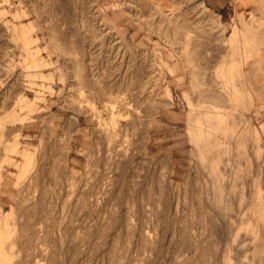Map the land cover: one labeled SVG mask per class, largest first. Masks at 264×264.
<instances>
[{
  "label": "rangeland",
  "instance_id": "obj_1",
  "mask_svg": "<svg viewBox=\"0 0 264 264\" xmlns=\"http://www.w3.org/2000/svg\"><path fill=\"white\" fill-rule=\"evenodd\" d=\"M130 1L0 0V264H264L260 11Z\"/></svg>",
  "mask_w": 264,
  "mask_h": 264
},
{
  "label": "bare ground",
  "instance_id": "obj_2",
  "mask_svg": "<svg viewBox=\"0 0 264 264\" xmlns=\"http://www.w3.org/2000/svg\"><path fill=\"white\" fill-rule=\"evenodd\" d=\"M130 1V0H129ZM139 1V3H141V4H143L144 2H146L147 0H138ZM150 1H154V2H157V4H158V6L159 5H162V7L161 8H163V10H161L160 12H159V15H160V13L163 11V14H165V15H163V16H165L166 17V20H169L170 22H172L171 24H173V22H176V21H179L180 19L182 20V21H180V24H181V22H183V23H185L186 24V22H188V20H187V18H186V16H188V17H190L189 15H187L188 13L186 12V4H187V0H150ZM149 1V2H150ZM237 1H241V0H237ZM244 2H246V4L248 3V5L250 4V5H253V6H251V7H253V8H256V9H258L259 11H260V15L259 16H257L256 14H255V12L253 11V9L252 8H250V12H247V14H245V13H242V14H238V15H240V17H239V22H240V24L242 25V27H243V29H244V33H245V35H246V39H248L247 40V42L249 43L250 42V44H252L253 45V41H255L256 40V43H258L259 44V47L261 48L262 47V51L264 50V0H243ZM153 2V3H154ZM130 3H131V1H130ZM147 3H148V1H147ZM243 3V2H242ZM128 4H129V2H128ZM146 4V3H145ZM149 4H151V3H149ZM135 6H137L136 4H135ZM151 6V5H150ZM157 6V5H156ZM240 6H241V4H240ZM140 7V6H139ZM138 8V7H137ZM141 8V7H140ZM154 8V7H153ZM139 9V8H138ZM142 9V8H141ZM252 9V10H251ZM255 9V11H257ZM140 10V9H139ZM159 10V9H158ZM189 10V9H188ZM141 11V10H140ZM150 11V10H149ZM190 11V10H189ZM142 12H143V9H142ZM141 12V13H142ZM146 12V9L144 10V13ZM152 12V11H151ZM128 14H129V12H127ZM132 13H133V11H132ZM146 14V13H145ZM145 14L144 15H142V14H140V15H142V16H144L142 19L143 20H145ZM150 14V12L148 13V17L149 16H151V17H154V16H152V15H149ZM192 15V14H191ZM132 17V16H131ZM134 17V16H133ZM136 17V16H135ZM134 17V18H135ZM138 17H139V15H138ZM147 17V16H146ZM147 17V18H148ZM150 17V18H151ZM133 18V19H134ZM149 18V19H150ZM158 18V17H157ZM163 18V17H162ZM190 18H192V17H190ZM140 19V18H139ZM142 19H140V21L142 20ZM156 19V18H155ZM160 20H161V22H162V19L161 18H159ZM179 19V20H178ZM138 20V19H137ZM137 20H134V21H137ZM166 20H164V21H166ZM173 20V21H172ZM139 21V20H138ZM157 21V20H156ZM163 21V22H164ZM190 21H191V19H190ZM144 22V21H143ZM148 21H146V23H147ZM155 22V21H154ZM158 22V21H157ZM148 23H150V22H148ZM192 23V22H191ZM139 25H141L142 26V24H140V22L138 23ZM162 24V23H161ZM167 24V23H166ZM175 24V23H174ZM173 24V26H177V24H175L174 25ZM189 24V23H188ZM195 24V23H194ZM194 24H193V26H194ZM143 25H144V23H143ZM156 25H158L157 23H156ZM163 25H164V23H163ZM187 25V24H186ZM184 26L183 25V27H187V26ZM192 26V25H191ZM144 27H146V26H144ZM143 27V28H144ZM147 27H148V25H147ZM146 27V28H147ZM158 27V26H157ZM160 27H162V26H160ZM181 27H182V25H181ZM189 28H190V26H188ZM145 28V29H146ZM159 28V27H158ZM157 28V29H158ZM188 28V29H189ZM48 29V28H47ZM160 29V28H159ZM49 33V32H48ZM47 37V36H46ZM50 40V39H49ZM252 42V43H251ZM179 43V42H178ZM256 43H254V45L256 44ZM251 45V46H252ZM54 46V45H53ZM256 47H257V45H256ZM258 47V48H259ZM260 48H259V51H261L260 50ZM56 49V48H55ZM183 53V52H182ZM261 53V52H260ZM183 54H185V53H183ZM186 55V54H185ZM259 55V54H258ZM165 56V55H164ZM255 56V55H254ZM260 56H262V58L260 59V57H259V59L260 60H258V59H254L253 61H250L249 62V65L248 66H246V70L244 71V78H245V82H247V85L246 86H249V88H250V90L253 92L252 94H254L255 95V97H259V102H260V105H258V106H260V107H262V108H264V51H263V55H260ZM179 58H180V56H178ZM182 57V56H181ZM184 57H186V56H184ZM184 57H182V58H184ZM257 57V56H256ZM254 58V57H253ZM182 60V59H181ZM186 60V59H185ZM180 61V60H179ZM180 62H182V61H180ZM189 62V61H188ZM188 62H182V63H184V64H186V63H188ZM182 63H180V64H182ZM184 64H182V68H184L183 66H186V65H184ZM248 64V63H247ZM188 66V65H187ZM190 67V66H189ZM190 68H192V67H190ZM190 68H188V70L190 69ZM187 69V68H186ZM185 69V70H186ZM192 69H190V72L188 73V81H190L191 82V84H193V87L195 86V81H196V76L194 77V75H193V73H192V71H191ZM186 72H187V70H186ZM187 74V73H186ZM189 83V82H188ZM192 87V86H191ZM261 97V98H260ZM256 105V104H255ZM112 118V117H111ZM103 120V119H102ZM101 122V121H100ZM99 122V123H100ZM199 203V202H198ZM161 210V209H160ZM150 218V217H149ZM156 219V218H155ZM194 219V218H193ZM183 235H184V233H182ZM130 237V236H129ZM183 237V236H182ZM145 242V241H144ZM151 246V245H150ZM155 250V249H154ZM144 251V250H143ZM4 252V251H3ZM125 254V253H124Z\"/></svg>",
  "mask_w": 264,
  "mask_h": 264
}]
</instances>
